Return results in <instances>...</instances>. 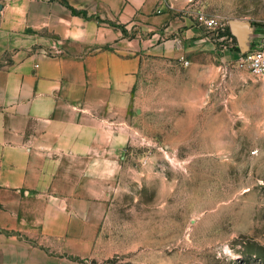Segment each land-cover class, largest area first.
<instances>
[{"label":"rangeland","instance_id":"obj_1","mask_svg":"<svg viewBox=\"0 0 264 264\" xmlns=\"http://www.w3.org/2000/svg\"><path fill=\"white\" fill-rule=\"evenodd\" d=\"M161 4L173 25H160L158 43L171 53L144 60L115 113L120 141L84 264H264V77L229 28L247 24L246 45L262 35L264 0Z\"/></svg>","mask_w":264,"mask_h":264},{"label":"crops","instance_id":"obj_2","mask_svg":"<svg viewBox=\"0 0 264 264\" xmlns=\"http://www.w3.org/2000/svg\"><path fill=\"white\" fill-rule=\"evenodd\" d=\"M165 21L161 0H0V264L94 254L115 113L144 60L171 53Z\"/></svg>","mask_w":264,"mask_h":264},{"label":"built area","instance_id":"obj_3","mask_svg":"<svg viewBox=\"0 0 264 264\" xmlns=\"http://www.w3.org/2000/svg\"><path fill=\"white\" fill-rule=\"evenodd\" d=\"M205 27L214 28L216 19L214 17H200ZM243 60L249 72L256 77H264V32L262 35H252L248 41L246 48L241 50ZM183 65H188V61L183 59Z\"/></svg>","mask_w":264,"mask_h":264},{"label":"water","instance_id":"obj_4","mask_svg":"<svg viewBox=\"0 0 264 264\" xmlns=\"http://www.w3.org/2000/svg\"><path fill=\"white\" fill-rule=\"evenodd\" d=\"M61 1V0H58ZM230 32L232 35L235 36V38L238 40L239 44L242 45V49L244 50L246 48V44H244L243 41H245L244 36L248 33L249 27L247 24L239 21H232L229 24Z\"/></svg>","mask_w":264,"mask_h":264}]
</instances>
